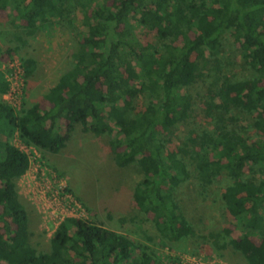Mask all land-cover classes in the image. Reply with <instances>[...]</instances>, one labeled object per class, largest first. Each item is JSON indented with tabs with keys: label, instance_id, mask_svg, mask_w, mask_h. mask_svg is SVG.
Segmentation results:
<instances>
[{
	"label": "trees",
	"instance_id": "1",
	"mask_svg": "<svg viewBox=\"0 0 264 264\" xmlns=\"http://www.w3.org/2000/svg\"><path fill=\"white\" fill-rule=\"evenodd\" d=\"M4 12L31 37L52 25L72 29L76 18L83 32L71 68L43 94L44 109L32 104L16 115L3 100L9 84L0 71V264H163L146 243L71 217L58 224L47 252L31 245L17 185L30 160L15 139L56 155L78 126L109 137L115 166L140 175L132 199L152 217L159 247L197 237L215 253L230 248L244 264H264V0H0ZM151 34L154 42L145 43ZM228 41L255 76L226 75L219 56ZM21 63L27 84L37 61ZM208 68L207 126L185 90ZM178 126L185 132L177 140ZM222 178L219 200L239 239L228 226L197 233L177 200L184 184L207 196Z\"/></svg>",
	"mask_w": 264,
	"mask_h": 264
},
{
	"label": "rangeland",
	"instance_id": "2",
	"mask_svg": "<svg viewBox=\"0 0 264 264\" xmlns=\"http://www.w3.org/2000/svg\"><path fill=\"white\" fill-rule=\"evenodd\" d=\"M76 18L75 27L65 29L57 25L45 27L36 35L28 36L24 24L14 14L4 12L0 15V70L16 61L21 63L31 56L37 61L38 71L34 79L24 83L22 107L38 104L47 107L43 94L59 76L72 66L71 55L76 49L77 35L83 31ZM155 34L145 36V43L154 42ZM219 58L223 61L224 72L236 80H247L255 76L236 48L228 41ZM208 68L204 78L185 91L192 97L194 117L207 125L202 116L203 101L212 80ZM184 128L174 129L175 139L182 138ZM64 133V132H63ZM116 133H114L115 135ZM250 141L253 136L246 135ZM113 137V136H112ZM109 137H95L82 133L80 126L71 136L67 148L59 154H45L36 150L27 151L30 165L26 174L18 181L20 200L29 215V228L32 233L31 245L39 252L49 250V240L56 227L70 212L60 215L51 194L43 195L40 187L42 178L54 175L55 182L61 181L66 193L77 201L81 210L73 213L82 220L101 224L104 228L126 233L137 242L146 243L159 254L163 264H244L239 253L230 248L215 253L213 248L197 237L187 238L180 243L159 247L152 217L139 212L133 202L132 192L140 175L133 166L119 169L115 166L108 147ZM226 178L219 179L207 196H200L198 189L190 182L177 190V200L197 233L218 232L228 226L233 239H239L238 227L227 217L219 200L221 188ZM51 212L54 215L51 216ZM41 213V214H39ZM43 213L47 214L44 218ZM3 226V230H4ZM252 240L258 243L256 237Z\"/></svg>",
	"mask_w": 264,
	"mask_h": 264
},
{
	"label": "built area",
	"instance_id": "3",
	"mask_svg": "<svg viewBox=\"0 0 264 264\" xmlns=\"http://www.w3.org/2000/svg\"><path fill=\"white\" fill-rule=\"evenodd\" d=\"M7 69L0 70L4 74V78L9 84L8 92L3 96V100L9 105V107L13 110V112L18 115L22 108V95L24 89V77H23V69L21 63H17L16 61L11 62ZM15 144L22 149L27 155V151L29 149L22 146V144L15 139ZM32 149V148H30ZM33 150V149H32ZM29 156V155H28ZM30 160V156H29ZM30 165V164H29ZM42 186L40 187L43 195L46 197V192L51 194L54 202H58L54 204L56 209H60V215L64 214L65 211L70 212L72 215H68L62 218H76L80 219L77 215L73 213L78 212L79 210L82 211L81 206L75 201L69 193H66L65 187L61 183V181L55 182L54 175L50 177H43L42 179ZM65 210V211H63ZM41 214V213H39ZM51 216L54 215V212L50 213ZM44 218L47 217L46 213H43Z\"/></svg>",
	"mask_w": 264,
	"mask_h": 264
},
{
	"label": "crops",
	"instance_id": "4",
	"mask_svg": "<svg viewBox=\"0 0 264 264\" xmlns=\"http://www.w3.org/2000/svg\"><path fill=\"white\" fill-rule=\"evenodd\" d=\"M0 15H1V14H0ZM28 57H31V56H28ZM35 60H36V59H35ZM38 69H39V68H38V66H37L36 74H37ZM36 74H35V76H36ZM35 76L33 77V79L35 78ZM52 86H53V84H51V85L49 86V88L52 87ZM49 88H48V89H49ZM48 89H46L45 92H46ZM45 92H44V93H45ZM45 102H46V101H45ZM46 104H47V106H49V104H48L47 102H46Z\"/></svg>",
	"mask_w": 264,
	"mask_h": 264
},
{
	"label": "bare ground",
	"instance_id": "5",
	"mask_svg": "<svg viewBox=\"0 0 264 264\" xmlns=\"http://www.w3.org/2000/svg\"><path fill=\"white\" fill-rule=\"evenodd\" d=\"M22 64V63H21Z\"/></svg>",
	"mask_w": 264,
	"mask_h": 264
}]
</instances>
